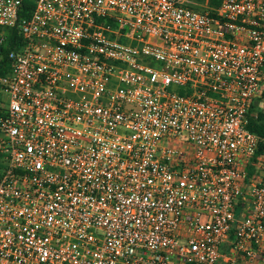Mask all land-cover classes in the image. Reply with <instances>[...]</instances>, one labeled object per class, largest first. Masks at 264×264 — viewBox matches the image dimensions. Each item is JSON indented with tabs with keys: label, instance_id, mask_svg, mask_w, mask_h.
<instances>
[{
	"label": "built area",
	"instance_id": "1",
	"mask_svg": "<svg viewBox=\"0 0 264 264\" xmlns=\"http://www.w3.org/2000/svg\"><path fill=\"white\" fill-rule=\"evenodd\" d=\"M28 1L0 0V264L263 261L264 0Z\"/></svg>",
	"mask_w": 264,
	"mask_h": 264
},
{
	"label": "trees",
	"instance_id": "2",
	"mask_svg": "<svg viewBox=\"0 0 264 264\" xmlns=\"http://www.w3.org/2000/svg\"><path fill=\"white\" fill-rule=\"evenodd\" d=\"M32 9V5L28 0H22V7L20 11V17L26 18L30 11ZM6 43L0 50V76L4 74V72L8 69V60H7V54L9 51H16L18 47L22 44L21 38L18 35L17 29H9L6 32ZM1 90H0V98H1ZM4 104L1 102L0 99V118L4 115ZM260 120L259 122H250L247 130L253 133H256L260 137L264 138V123L262 122L264 120V114H260ZM262 145H259L258 150L255 153V157L260 155L262 152Z\"/></svg>",
	"mask_w": 264,
	"mask_h": 264
},
{
	"label": "rangeland",
	"instance_id": "3",
	"mask_svg": "<svg viewBox=\"0 0 264 264\" xmlns=\"http://www.w3.org/2000/svg\"><path fill=\"white\" fill-rule=\"evenodd\" d=\"M1 102L3 103V104H6L7 103V96H6V94H3L2 92H1ZM222 250H225V246L224 247H222Z\"/></svg>",
	"mask_w": 264,
	"mask_h": 264
},
{
	"label": "crops",
	"instance_id": "4",
	"mask_svg": "<svg viewBox=\"0 0 264 264\" xmlns=\"http://www.w3.org/2000/svg\"><path fill=\"white\" fill-rule=\"evenodd\" d=\"M257 264H264V260L263 261H259Z\"/></svg>",
	"mask_w": 264,
	"mask_h": 264
}]
</instances>
